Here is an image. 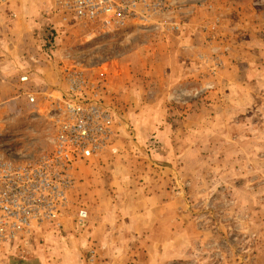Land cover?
<instances>
[{
	"label": "rangeland",
	"instance_id": "1",
	"mask_svg": "<svg viewBox=\"0 0 264 264\" xmlns=\"http://www.w3.org/2000/svg\"><path fill=\"white\" fill-rule=\"evenodd\" d=\"M169 1L151 22L69 26L58 17L36 31L41 62L60 75L50 93L66 91L67 68L83 71L115 110V135L79 165L61 229L1 247L0 264H264V0ZM245 17L263 30L258 42L247 34L243 58L235 26ZM36 79L21 92L33 91L37 106L0 94L6 153L17 163L53 151L50 93Z\"/></svg>",
	"mask_w": 264,
	"mask_h": 264
},
{
	"label": "built area",
	"instance_id": "2",
	"mask_svg": "<svg viewBox=\"0 0 264 264\" xmlns=\"http://www.w3.org/2000/svg\"><path fill=\"white\" fill-rule=\"evenodd\" d=\"M171 8L169 0H56L54 13L69 26L102 23L123 28L130 19L166 17ZM174 25L171 30L180 31L181 25ZM65 84L59 97L44 94L47 118L55 128L51 154L22 163L9 159L10 132L0 121V248L25 242L45 226L61 229L70 213L79 165L103 154L115 135V110L95 88L89 91L84 72L67 68ZM26 98L33 106L40 102L34 93ZM89 217L86 209L80 210V222Z\"/></svg>",
	"mask_w": 264,
	"mask_h": 264
},
{
	"label": "crops",
	"instance_id": "3",
	"mask_svg": "<svg viewBox=\"0 0 264 264\" xmlns=\"http://www.w3.org/2000/svg\"><path fill=\"white\" fill-rule=\"evenodd\" d=\"M55 3L56 0H0L1 97L5 96V94H11V96L16 95L17 97H26L27 94L34 93L33 91L21 92V90L25 88L31 89L33 86L36 87V77H38L41 82L39 88H44L49 93L53 90V86L56 85L60 75L57 76L52 67L44 65L41 62L43 51L40 46L39 48L36 46L35 38V34L38 29L43 31L42 27H50L51 25H55L57 23L58 17L54 13ZM253 16H256V13H254ZM250 17L252 18V14ZM227 25L232 28L231 22ZM250 27L251 26L247 24L246 17L244 20H241L239 25L235 26V28H239L240 34L243 35V38H239L238 41L242 50L241 53L243 52V58L247 57L249 38L251 41L258 42L260 31L263 30V26H259V24L255 27V29ZM247 34H249V38ZM19 41L33 42L32 48L28 49V53L25 51L23 42L20 44ZM166 43L167 42L164 41V49H166ZM260 43L263 42L259 41V45ZM261 47L264 49V43ZM162 55L164 56H159L160 60H162L161 62L170 57H167L164 52ZM177 57L179 58V56ZM177 57H171V59L177 63L179 72L183 73L182 68L184 69L185 65H182V61H180V63ZM253 66V63H248L246 73H251L250 70H253ZM30 72L33 75L31 74L29 78L33 80H31L28 86L24 87L23 84H21L20 78L24 77L26 74H30ZM34 72H36V74ZM42 73L43 77L41 76ZM250 75L251 74H249V76Z\"/></svg>",
	"mask_w": 264,
	"mask_h": 264
},
{
	"label": "trees",
	"instance_id": "4",
	"mask_svg": "<svg viewBox=\"0 0 264 264\" xmlns=\"http://www.w3.org/2000/svg\"><path fill=\"white\" fill-rule=\"evenodd\" d=\"M48 40H50V38H48ZM49 42H50V41H49ZM49 42H48V43H49ZM50 46H51V45H50Z\"/></svg>",
	"mask_w": 264,
	"mask_h": 264
}]
</instances>
